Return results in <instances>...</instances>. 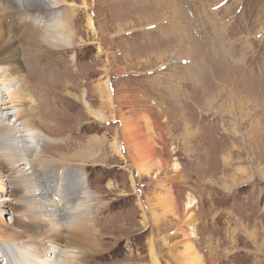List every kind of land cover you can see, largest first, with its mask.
I'll use <instances>...</instances> for the list:
<instances>
[{
    "label": "rangeland",
    "instance_id": "374dc122",
    "mask_svg": "<svg viewBox=\"0 0 264 264\" xmlns=\"http://www.w3.org/2000/svg\"><path fill=\"white\" fill-rule=\"evenodd\" d=\"M63 4L3 12L0 21L9 29L61 13L63 31L75 35L56 50L32 27L40 60L25 83L40 106L41 140L49 139L38 142V168L54 179L58 206L94 225V245L74 246L68 214L51 226L30 217L16 225L5 209L0 230H47L62 252L79 249L78 264H264V0ZM122 120L136 125L149 154L141 176ZM11 167L0 161L2 180ZM8 183L0 201L20 195Z\"/></svg>",
    "mask_w": 264,
    "mask_h": 264
},
{
    "label": "bare ground",
    "instance_id": "6f19581e",
    "mask_svg": "<svg viewBox=\"0 0 264 264\" xmlns=\"http://www.w3.org/2000/svg\"><path fill=\"white\" fill-rule=\"evenodd\" d=\"M170 4L174 6V2ZM63 5V0H0V15L3 12L14 10H24L25 12L31 9L55 11ZM86 7H89V5ZM175 12L177 13L178 10H175ZM53 16L56 20L53 23H47L46 21L45 24L41 20H23L20 17L21 19H16L11 25L7 26L9 29H4L0 21V161H6L12 165V169L8 171L6 180H2L3 177L0 178V192L5 190L4 182H9L8 184H11L13 188L20 191L18 197L12 200L6 199L0 201V211L3 212L5 209L11 210L13 212V224L16 225L21 224V220L28 221V217H30L31 220L34 219L35 221V218L42 222L48 221L51 226L53 224L52 221H59V218H61L59 216L60 214H68L69 217L67 219L65 218L66 220L64 219L65 222L63 224L72 230L71 239L75 244L74 246L92 248L94 245L92 239L94 225H90L87 228L84 224L80 223L82 213L76 211L77 209L74 212H69L67 208L63 209L58 206L50 192V187L54 186V179L50 174L48 176L49 178H47V175L42 174L35 159L38 152L41 151L42 144L44 142L48 143L49 139L45 136V139L41 140L42 132L40 129L43 126V121L39 111L40 106L32 93L30 88L32 86L25 83L28 79L26 77V70H30L40 60L37 57L39 54L34 55L32 53V48H34L35 44L29 42L31 40L28 38L31 35L29 30L32 32V27L36 31L41 29L39 43L42 42L44 46H49L56 50L69 48L75 36L72 33L66 34L63 31L64 28L62 27L65 25V20L62 19L61 13L54 14ZM57 19L60 21H57ZM89 21L91 28L97 26L93 18ZM37 28L39 29L37 30ZM15 33H19L20 40L25 41L26 43L23 44H26L30 48L28 47L24 51L22 47H19L20 45L17 44L18 40L14 36ZM32 41L35 42L33 39ZM41 69L45 70L44 67L40 69L36 67L38 72ZM48 74L49 72H46L47 78H50ZM106 86L107 91L105 93H109L108 103H110L112 100L109 91V80H107ZM107 121L110 120H106L105 123ZM122 121L123 134L127 136L131 144L135 145L139 162H135L134 164L136 165L135 168L138 171V175L141 176L143 167L147 169L150 166V158L144 152L143 140L140 132L136 129V125H133L132 122L130 123L129 120ZM133 140H136L138 143H134ZM39 141L43 143L38 144ZM131 144H129L130 147L132 146ZM87 154L86 158L92 157L91 155L87 156ZM24 167L26 169H23ZM57 167L59 168V166ZM61 173L64 174V172ZM76 173H74L71 179H68L73 182V185L79 183L81 179ZM63 178L65 179V177ZM64 179L60 177L58 180L60 182L57 183L60 185L58 187L62 188L60 190L64 188ZM54 189L57 191V188L54 187ZM86 198H89L88 192H84L80 199ZM30 230L33 231L31 232ZM56 230L57 227L54 228V232ZM30 232L32 235H30ZM46 233L40 234L39 231L31 229L27 225L21 231H17L16 229L0 230L2 260L6 264L79 263L77 261L79 249L77 250L74 247L70 248L69 246V248L67 247L68 250L64 249L65 251L62 252V248L54 240L51 241ZM154 264L158 263L154 262Z\"/></svg>",
    "mask_w": 264,
    "mask_h": 264
},
{
    "label": "crops",
    "instance_id": "0c3cea01",
    "mask_svg": "<svg viewBox=\"0 0 264 264\" xmlns=\"http://www.w3.org/2000/svg\"><path fill=\"white\" fill-rule=\"evenodd\" d=\"M148 148V147H147ZM144 150H145V148H144ZM145 153H147V156H149V154H148V152L145 150L144 151ZM131 153L133 154H131L132 155V157H133V159L134 160H136V162L138 163L139 161H138V158H137V153H136V151H135V147L133 148V146H131ZM149 161H150V159H149ZM162 197V196H161ZM163 198V197H162Z\"/></svg>",
    "mask_w": 264,
    "mask_h": 264
}]
</instances>
